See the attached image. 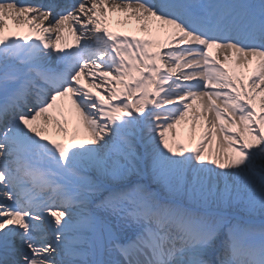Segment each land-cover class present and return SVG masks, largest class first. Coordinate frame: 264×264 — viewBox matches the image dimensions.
Listing matches in <instances>:
<instances>
[{
	"label": "snow or ice",
	"instance_id": "snow-or-ice-1",
	"mask_svg": "<svg viewBox=\"0 0 264 264\" xmlns=\"http://www.w3.org/2000/svg\"><path fill=\"white\" fill-rule=\"evenodd\" d=\"M0 264H264V0H0Z\"/></svg>",
	"mask_w": 264,
	"mask_h": 264
},
{
	"label": "bare ground",
	"instance_id": "bare-ground-1",
	"mask_svg": "<svg viewBox=\"0 0 264 264\" xmlns=\"http://www.w3.org/2000/svg\"><path fill=\"white\" fill-rule=\"evenodd\" d=\"M110 27L113 31H122L125 32L129 35L131 34H135V35H141L143 36L144 33H141L139 31H130L128 26H123V25H119L116 23V19L113 20V22L110 24ZM161 39H163V36L160 37ZM190 126H191V121H187L182 122L179 130L181 131L182 136L185 138V140H187V138L191 135V131H190ZM201 131V128L199 127V124L197 125V129H196V135L197 137L199 136V133Z\"/></svg>",
	"mask_w": 264,
	"mask_h": 264
}]
</instances>
